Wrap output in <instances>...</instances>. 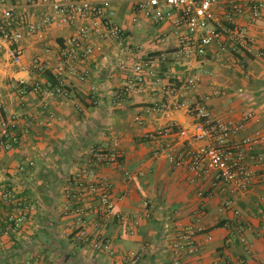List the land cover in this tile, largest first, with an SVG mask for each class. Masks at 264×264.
<instances>
[{"label": "crops", "instance_id": "1", "mask_svg": "<svg viewBox=\"0 0 264 264\" xmlns=\"http://www.w3.org/2000/svg\"><path fill=\"white\" fill-rule=\"evenodd\" d=\"M107 1L114 10L111 21L125 29V37L106 40L89 29L83 45L91 53L82 57L79 50L75 61L86 78L65 77L68 98L19 95L15 81L50 82L67 39L84 22L74 19L58 28L59 15L49 7L9 2L26 23H40L47 14L51 21L41 37L23 34L17 41L24 71L0 47L1 116L17 118L19 137L18 145L0 154V264H264V177L256 173L248 190L239 192L167 160L168 154L205 144L178 135L195 122L186 111L195 103L212 120L239 125L235 138L261 136L256 149L264 155V0L256 20L248 10L235 18L243 42L220 33L204 55L194 57L159 41L173 31L177 11L155 22L134 11L131 0ZM134 15L137 25L130 20ZM0 24L24 33L1 11ZM137 47L165 88L148 85L140 94L119 97L120 64L127 65ZM193 78L194 88L187 87ZM25 116L49 126L34 120L25 125ZM100 151H116L117 162L95 164L93 154ZM86 166L109 183L110 214L99 207L98 192L75 194L71 178ZM7 191L19 206L3 203ZM87 205L91 209L75 212ZM22 211L21 229L11 232L8 219ZM181 237L190 238L196 251L186 253Z\"/></svg>", "mask_w": 264, "mask_h": 264}, {"label": "built area", "instance_id": "2", "mask_svg": "<svg viewBox=\"0 0 264 264\" xmlns=\"http://www.w3.org/2000/svg\"><path fill=\"white\" fill-rule=\"evenodd\" d=\"M11 0H0V11L6 20L16 21L24 28V33L10 32L0 24V47L5 49L12 64L19 67L21 71L25 66L21 64V51L16 45L22 35L31 36L36 34L41 37L44 27L50 23V16L44 15L40 23H26L22 15H14ZM27 5L38 7L47 6L59 17L55 21L56 27L60 28L74 19H80L84 24L78 29L75 35L66 41L68 45L60 56V59L51 72L53 83L45 85L34 83L27 85L22 79L15 81V86L19 95L31 93L35 96H60L68 98L69 92L64 87L65 77L76 76L79 81L86 78L87 72L79 69L75 64L78 59V51L81 56L91 53V47L84 46L83 40L89 29L106 40L117 41L125 37V29L111 21L114 10L107 0L93 2L91 0H24ZM132 9L136 12L151 18L155 22H162L171 17V10L178 12V19L175 21L174 29L170 33L159 36V41L164 44L173 43L178 51L186 57L202 56L206 48L214 41L218 40L220 33H230L237 37L239 42L244 41L242 30L236 27L235 18L240 16L245 10L249 11L251 20H256L260 15L262 2L247 0H131ZM131 23L137 25V19L131 17ZM264 52V48H263ZM134 55L129 59V63L120 64L123 73V81L119 87V97H124L129 93L140 94L146 86L153 90L165 88L161 84L156 70L152 66L151 60L141 55V49L136 48ZM35 67L38 63L33 62ZM38 68L42 67L38 65ZM148 79V81H147ZM197 78L186 81V86L194 88ZM162 85V87H161ZM1 97V95H0ZM1 106V104H0ZM0 107V154L11 150L18 145L19 137L16 134L17 118L1 116ZM186 111L195 122L190 129L180 130L179 137L186 141L201 142L205 144L192 148L184 153L173 155L168 154L167 160L175 167L185 171H190L200 177L213 175L218 182L229 184L233 190L244 192L248 190L254 176L259 173L264 177V155L256 147L262 141L259 135L244 136L235 138L240 129L239 125L223 123L212 120L201 103H195L186 107ZM34 119L25 116L22 121L29 125ZM36 125L49 126V123L34 120ZM160 134V132H158ZM116 151L97 152L93 154L95 164L115 163L118 160ZM31 165V163H29ZM23 168L20 167L21 171ZM72 186L76 190L75 194L98 192L99 207L104 213L112 212V202L110 199V185L105 179H96L92 168L83 167L71 178ZM74 194V192H72ZM3 203L19 206L20 201L14 192L7 191L2 197ZM91 209L87 205L85 208L76 207L75 212L81 215L85 210ZM236 213V212H235ZM259 213L264 218V200L261 202ZM24 211L8 219L7 225L11 232H17L25 220ZM81 236H85L82 232ZM183 249L191 254L196 251V246L188 237H181ZM243 242V239L240 238ZM98 248L99 245L94 244ZM182 248V247H180Z\"/></svg>", "mask_w": 264, "mask_h": 264}, {"label": "trees", "instance_id": "3", "mask_svg": "<svg viewBox=\"0 0 264 264\" xmlns=\"http://www.w3.org/2000/svg\"><path fill=\"white\" fill-rule=\"evenodd\" d=\"M49 77H50V80H49V81H50L51 83H53V80H52L51 76H49ZM66 90H67V89H66Z\"/></svg>", "mask_w": 264, "mask_h": 264}]
</instances>
